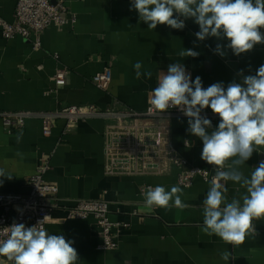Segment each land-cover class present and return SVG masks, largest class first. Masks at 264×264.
<instances>
[{"label": "crops", "instance_id": "0c3cea01", "mask_svg": "<svg viewBox=\"0 0 264 264\" xmlns=\"http://www.w3.org/2000/svg\"><path fill=\"white\" fill-rule=\"evenodd\" d=\"M16 0H0V18L12 21ZM75 16L73 24L49 26L40 33L39 47L34 36L6 39L0 32V111L50 110L67 104H95L105 107L112 99L142 110L157 86L161 72L169 64L183 63L191 78H202L205 88L213 83L242 82L239 75H254L264 64V44L239 56L225 48L226 55L214 49L226 39L215 37L199 41V26L192 19L183 30L167 25H148L139 20L131 0H64ZM264 33V29H261ZM182 49H193L199 56L180 57ZM142 62L152 77L136 79L133 65ZM109 65L111 83L108 93L95 88L90 78ZM67 70L66 85L53 88L58 68ZM210 109V108H209ZM188 118L171 122V143L190 166L213 172L214 165L201 159L202 141L188 132ZM103 119L80 122L63 134L64 121L58 120L49 136L41 131L38 119H28L20 132H8L0 126V168L12 175L0 177V193L25 194V179L46 160L50 168L46 182L57 187L61 208L52 212L45 230L74 241L78 264H264V219L254 220L257 235L242 244L230 245L203 231V200L211 183L196 177L189 187L177 183L179 169L163 174L108 176L104 173ZM219 121L213 127L218 126ZM211 131V129L209 130ZM19 137V140H18ZM187 143V145H186ZM264 161V146H256L252 157L242 167L249 175ZM227 167V163L225 165ZM229 201L245 190L231 181L222 182ZM157 185L170 191L183 190L178 208H149L143 193ZM82 199H103L109 203L117 247L102 251L99 228L92 216L67 219L66 208ZM230 253L229 261L221 253ZM0 264H14L0 258Z\"/></svg>", "mask_w": 264, "mask_h": 264}, {"label": "clouds", "instance_id": "9594fccd", "mask_svg": "<svg viewBox=\"0 0 264 264\" xmlns=\"http://www.w3.org/2000/svg\"><path fill=\"white\" fill-rule=\"evenodd\" d=\"M132 9L150 30L157 25L183 30L185 21L192 19L199 26L195 33L199 41L210 37L228 41L214 49L221 56L226 55L225 48L239 56L264 44V0H131ZM178 55L195 58L199 53L182 49ZM133 68L136 79L152 77L151 70L142 71L140 61ZM239 75L242 82L233 81L226 87L217 82L205 88L202 78L193 80L183 63H172L158 76L151 98L152 108L159 113L178 108L188 118V132L202 141L201 159L215 166L203 200V231L230 245L257 235L253 221L264 219V161L249 175L242 171L256 146H264V64L254 75H244L243 70ZM207 108L220 118L218 126L213 127L201 114ZM0 177L10 180L12 175L0 168ZM222 181H231L245 191L229 201ZM143 196L149 208L167 209L170 202L178 208L187 206L178 186L170 191L160 185L149 186ZM44 219L32 226L13 223L0 230V256L14 264H78L74 241L49 234L42 227ZM221 258L229 261L230 253L222 252Z\"/></svg>", "mask_w": 264, "mask_h": 264}, {"label": "built area", "instance_id": "2783aa9c", "mask_svg": "<svg viewBox=\"0 0 264 264\" xmlns=\"http://www.w3.org/2000/svg\"><path fill=\"white\" fill-rule=\"evenodd\" d=\"M74 22L75 16L68 10L64 0H16L12 21L0 18V32L6 39L16 36L29 38L33 35L34 47H39V36L43 30L52 25L63 26ZM67 73L63 67L55 71L52 80L54 89L66 85ZM111 78V68L106 65L90 78V83L108 93ZM151 98L152 92L142 110L128 107L111 98L105 107L67 104L50 110L0 111V126L10 133L20 132L28 119H38L42 134L49 136L58 120L64 121L63 134H67L80 122L103 119V169L106 175L163 174L177 167L179 185L189 187L196 177L212 183L214 171L190 166L171 143L172 120L187 117L175 107L164 113L157 112L151 106ZM201 114L206 115L213 125L220 120L209 108ZM49 168L48 160L37 165L34 173L25 179V194L0 193V230L13 223L32 226L44 218L42 227L45 229L52 212L61 208L57 187L44 179ZM109 214V203L103 199L78 200L65 211L67 219H84L88 216L95 219L100 237L97 249L102 251L117 247L114 232L118 224L110 220ZM0 258L7 260L6 257Z\"/></svg>", "mask_w": 264, "mask_h": 264}]
</instances>
